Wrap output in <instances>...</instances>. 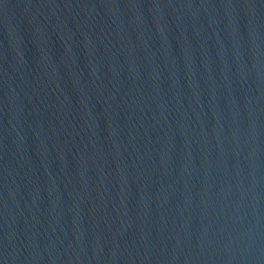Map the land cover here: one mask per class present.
I'll use <instances>...</instances> for the list:
<instances>
[{
	"label": "water",
	"instance_id": "obj_1",
	"mask_svg": "<svg viewBox=\"0 0 264 264\" xmlns=\"http://www.w3.org/2000/svg\"><path fill=\"white\" fill-rule=\"evenodd\" d=\"M0 264H264V0H0Z\"/></svg>",
	"mask_w": 264,
	"mask_h": 264
}]
</instances>
